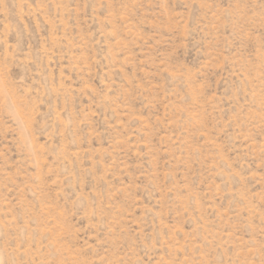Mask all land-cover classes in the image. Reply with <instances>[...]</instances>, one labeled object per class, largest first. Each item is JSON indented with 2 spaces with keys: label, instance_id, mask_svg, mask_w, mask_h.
Returning a JSON list of instances; mask_svg holds the SVG:
<instances>
[{
  "label": "rangeland",
  "instance_id": "374dc122",
  "mask_svg": "<svg viewBox=\"0 0 264 264\" xmlns=\"http://www.w3.org/2000/svg\"><path fill=\"white\" fill-rule=\"evenodd\" d=\"M0 264H264V0H0Z\"/></svg>",
  "mask_w": 264,
  "mask_h": 264
}]
</instances>
